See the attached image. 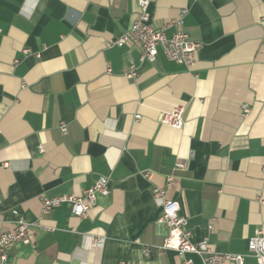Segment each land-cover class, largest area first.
<instances>
[{"label":"crops","instance_id":"obj_1","mask_svg":"<svg viewBox=\"0 0 264 264\" xmlns=\"http://www.w3.org/2000/svg\"><path fill=\"white\" fill-rule=\"evenodd\" d=\"M149 10L157 31L185 11L183 30L203 46L193 71L161 50L141 63L139 46L108 47L131 28L138 0H0V235L19 218L55 228L15 244L6 264H202L159 249L169 229L157 222L156 188L179 204L193 243L255 264L247 246L264 226V0H154ZM177 107L182 130L161 122ZM179 158H189L187 172L175 171ZM100 177L110 193L86 218L69 205L40 218L42 197L81 196Z\"/></svg>","mask_w":264,"mask_h":264},{"label":"built area","instance_id":"obj_2","mask_svg":"<svg viewBox=\"0 0 264 264\" xmlns=\"http://www.w3.org/2000/svg\"><path fill=\"white\" fill-rule=\"evenodd\" d=\"M154 0H138L139 12L131 28L121 34L118 38L108 43V47H124L127 45H136L141 49V63H154L160 50L164 56L171 62L184 66L187 70L193 71L197 56L202 49V44L192 41L189 35L183 30V11L179 18L163 25L160 31L153 28L151 24L150 6ZM174 29L171 37L166 35V31ZM138 66L131 62L126 74L128 79L138 77ZM184 108L177 107L171 112L165 113L161 122L169 124L177 130L184 128ZM243 116L249 113L247 105L242 106ZM59 129L63 135L68 134V126L61 122ZM8 165V164H5ZM189 158H179L175 164V171L184 173L189 170ZM146 176H149L147 174ZM172 177L169 178L171 184ZM110 193L109 180L106 177L98 178L95 183L84 190L81 196L75 194H65L62 196L47 198L42 197L41 217L49 214L55 209L69 205L72 213L79 218H86L88 212L93 208L100 196H108ZM154 197L162 203V213L158 218V224L165 225L169 229V234L159 249L172 250L178 255L195 254L200 257L202 264H244L245 255L242 254H220L213 252L206 240L200 243H193L191 234L187 231V220L179 215V204L173 200H166L165 191L156 188L153 191ZM16 213V212H15ZM42 229L45 232H54L55 228L43 227L39 223H29L23 218H19L12 231L0 235V264H6L10 249L17 243L26 245L35 244V230ZM98 240L93 241L97 246ZM151 246H146L144 254L149 255ZM247 252L252 254L255 264H264V226L260 228L256 235L248 242ZM182 264H193L191 259H184Z\"/></svg>","mask_w":264,"mask_h":264}]
</instances>
